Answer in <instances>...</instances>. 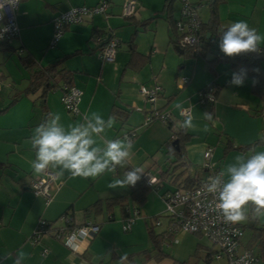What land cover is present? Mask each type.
<instances>
[{
  "label": "crops",
  "instance_id": "1",
  "mask_svg": "<svg viewBox=\"0 0 264 264\" xmlns=\"http://www.w3.org/2000/svg\"><path fill=\"white\" fill-rule=\"evenodd\" d=\"M99 1L20 0L14 10L18 33L0 43V258L8 254L15 256L23 249L26 253L23 264H121V257L125 258L123 264H224V256L214 258V246L202 235L178 232L167 236V219L161 216V194L203 178L207 171L201 163L207 148H211V159L220 172L234 163L237 156L264 151V142L250 145L264 137V87L257 95L250 91L249 78L243 79L242 86L229 84L230 70L226 63H218L212 72L205 59L197 66L198 60L192 57L178 58L176 36L165 8L170 0H136L130 17L121 15L123 0H107V17L95 14L70 24L54 45L49 44L53 31L51 20L56 14ZM189 1L197 7L202 22L208 20L213 7L220 28L226 29L243 20L264 36V0ZM179 7V0L171 1L169 13L174 20ZM105 34L119 39L112 61L100 57V43L105 40L102 39ZM259 48L264 50V42ZM211 55L208 53L206 59ZM22 57L30 58L37 68L53 64L55 70L68 72L70 85L81 91L76 115L69 114L60 100L65 79L54 76L56 87L44 90L39 85L28 89L30 73ZM260 67L264 71V60L260 61ZM183 76L187 81L180 83ZM154 82L161 90L151 104L138 89ZM212 82L217 85V93L210 111L207 104L198 101V92ZM177 104L181 108L190 107L189 116L193 118L191 129L183 127L189 136L182 144L183 164L179 166L167 146L172 134L188 117L179 115ZM135 107L143 110L137 111ZM153 107L170 111V122L153 120L144 125L145 114ZM114 109L125 111V123L112 113ZM205 112L212 114L211 120L205 118ZM50 113L61 115L60 123L66 131L69 125L83 123L85 115L97 113L105 121L114 117L113 127L96 137L101 148L106 146L104 140L124 139L122 134L135 128L131 160L124 168L117 166L115 172H105L95 179L70 178L67 171L58 176L59 169L50 167L48 170L56 174V179L50 188V201L45 203L42 196L34 195L29 188V180L41 175L31 167L35 159L31 137L34 128L46 122ZM246 145L250 146L238 148ZM174 148L178 150V145ZM132 167H142L158 180L141 205L130 200L131 186L108 187L113 179L122 178ZM227 179L225 174L223 180ZM115 197L122 198L121 205H109L108 200ZM253 207L249 205L245 209L249 215L247 221L236 223L243 230L239 248L251 247L264 259L252 237L253 227H264V218L252 219ZM135 208L138 215L130 229L123 231V220ZM62 214L70 218L72 225L94 222L99 224V230L88 241H81L75 251L50 233L37 243L30 242L29 236L40 219L60 225ZM150 229L163 234L160 250L150 238ZM43 248L47 249L44 255ZM0 264H12V261L0 259Z\"/></svg>",
  "mask_w": 264,
  "mask_h": 264
},
{
  "label": "built area",
  "instance_id": "2",
  "mask_svg": "<svg viewBox=\"0 0 264 264\" xmlns=\"http://www.w3.org/2000/svg\"><path fill=\"white\" fill-rule=\"evenodd\" d=\"M20 1V0H19ZM3 2V0H0ZM179 14L174 20V31L176 44L180 48L190 47L199 39V28L201 19L197 7L189 0H179ZM19 3V2H18ZM18 3L14 6L5 4L3 9H0V38L1 42H7L14 38L18 33V27L14 18V10ZM136 0H123L121 4V15L125 17L132 16L136 7ZM109 2L100 0L94 5L73 6L56 14L52 20V35L49 40L50 45H54L60 38L66 26L82 22L86 18H90L95 14L107 17ZM100 40V37L96 38ZM119 46V39L109 34L100 49V57L104 61H112L115 57L116 50ZM2 73L0 71V86ZM187 81L186 77H180L179 82ZM161 86L154 82L152 85H140L139 93L143 99L153 104L156 100ZM214 86L207 84L203 90L198 92L200 96L199 102H214L213 95ZM81 91L73 86L64 84L62 86V94L60 97L61 103L65 110L76 115L78 110V101ZM137 111H142L141 107H135ZM264 114V110H262ZM179 115L182 117L190 115V107H183L179 110ZM172 114L170 111H163L156 107L151 108L145 114L144 123L148 124L153 120H159L162 123H167L171 120ZM135 135L133 130L125 132L122 137L132 139ZM172 137V136H171ZM201 166L207 171V174L200 182L191 188L177 187L173 190L165 191L161 194L163 202L162 217L167 219V230L173 233L187 232L204 236L215 251L214 258L224 256V264H264V259H260L251 247L239 248L240 238L243 235V230L236 223H225L222 215L214 211L216 198L207 193L204 185L213 177L220 173L216 168L215 162L211 159V148H207L203 153V161ZM142 177L148 184L157 182V178L149 172L142 174ZM56 179V174L53 171L47 170L40 176L29 180V188L34 195L42 196L45 203L50 201V188L53 186ZM151 181V183H150ZM138 209L135 208L122 223V230L130 229L136 216ZM62 224L55 225L44 219H40L30 234V242L37 243L42 236L52 234L55 238L62 242L72 251L78 250L81 241H88L99 230V224L94 222H86L79 225L70 224V218L66 215L59 217ZM155 224H159V217L156 216ZM71 241V243H69ZM47 252L46 248L42 249V254Z\"/></svg>",
  "mask_w": 264,
  "mask_h": 264
},
{
  "label": "clouds",
  "instance_id": "3",
  "mask_svg": "<svg viewBox=\"0 0 264 264\" xmlns=\"http://www.w3.org/2000/svg\"><path fill=\"white\" fill-rule=\"evenodd\" d=\"M18 2L19 0H3L0 2V9H3L5 4L14 6ZM261 42H264V36L241 20L222 31L218 46L225 56L233 57L258 53ZM253 71L259 73L258 68ZM244 72L245 70L241 69L239 74L233 73L229 84L242 86ZM256 82L254 79L253 83ZM176 107L181 108V105L177 104ZM204 116L207 120L212 119L209 112H205ZM192 120L191 116L186 117L181 126L191 129ZM60 121L59 113H50L46 122L33 130L31 146L35 150V159L31 162V167L36 174L45 173L51 167L59 169L58 176H63L67 171L70 178L95 179L105 172H115L117 166L124 168L131 160L133 144L127 137L104 140L106 146L103 148L97 145L96 137L105 133L106 128L113 127L114 117H109L105 121L97 113H92L90 117L85 115L83 123L69 125L67 131ZM207 130L205 127V131ZM144 173L142 167H132L123 173L122 178L113 179L108 187L111 189L134 187ZM225 174L228 176L226 181L223 180ZM204 188L216 198L213 210L222 215L225 223L247 221L249 215L245 209L249 205L254 206L252 219L264 218V151H253L249 156H237L234 163L210 177ZM25 258L26 253L21 249L15 256L8 254L0 259L11 260L12 264H23ZM124 259L121 257V264Z\"/></svg>",
  "mask_w": 264,
  "mask_h": 264
},
{
  "label": "trees",
  "instance_id": "4",
  "mask_svg": "<svg viewBox=\"0 0 264 264\" xmlns=\"http://www.w3.org/2000/svg\"><path fill=\"white\" fill-rule=\"evenodd\" d=\"M171 1L172 0L168 1V3H166L165 8H166L167 19L169 21L171 30L175 34L174 19L171 18V15L169 13V11H170L169 6H170ZM212 5H214V3L211 2L210 6L212 7ZM223 30H226V29L220 28L219 23H218V19H217V15H216V11L212 7L208 20L205 22L201 21L200 28H199V39H198V41L190 47L182 48V50H183L182 54H184L188 57H194L196 55H200L201 57H203V59H205L207 68L209 70H211L212 72L215 71V66L218 63H226L228 65V69L230 70V75L228 78L229 81L232 80V78H233L232 74L233 73L239 74L241 72V69H244L245 72L243 75V79L249 78L250 79V91L254 94L259 95L262 87H264V71H262V69L260 67V61L264 60V50L259 48L258 53H247V54H241V55H237V56H233V57H227L220 51L219 46H218ZM207 32L209 33L208 37H206ZM105 37H106V34H105V36H103L102 39H105ZM174 43H176V39H174ZM208 53H211L212 55H211V57L206 59V55ZM22 63L24 64L25 68L28 69V71L30 73V87L28 88L29 90H30V88H33V87L35 88L39 85L43 86L44 90H46L48 87H50V88L56 87L57 86V79L55 80L54 76L58 77V79H60V78L65 79L64 83L70 85V82H69L68 76H67L68 72L65 71L64 69L55 70V65H53V64L47 68H37L35 62L32 61L30 58H27V57H22ZM255 68L259 69V73H256L253 71V69H255ZM254 79L257 81L255 84L253 83ZM50 80H51V82H49ZM210 84H212L214 86L213 95L216 96L217 85L214 82H212ZM205 86H207V85H205ZM205 86L202 87L200 90H203L205 88ZM199 98H200V96H199ZM201 104H207L210 108V111H211V106L213 105V102L210 101V102H204ZM112 113L114 115H117L118 117L122 118L121 121L123 123H125V120H126L125 111L122 112V110L120 111V110L114 109V110H112ZM169 122H167L165 124H168ZM131 130H133L135 132V135H136L135 128H130L127 131H131ZM134 136H133V138H134ZM188 136H189V133H187L185 131V129L181 125H179L177 131L172 134V139L167 142L168 151L175 155V157H176L175 162L178 161L177 166L183 164V161H181V159H182L181 149H182V144L187 140ZM174 140H176V143L173 144ZM262 142H264V137H261V138L255 140L250 145L252 146L253 144L262 143ZM175 145H178V150H175V148H174ZM250 145H246V146L238 147V148L244 149V148L249 147ZM201 179H196L193 182H186L181 187L182 188L194 187L195 185H197L200 182ZM155 183H157V182H155ZM152 185L153 184H148L145 181V179L141 176V180L138 181L134 187L131 186L130 196H129L130 200L134 204L141 205L146 200V197H147L148 193L150 192ZM178 187H180V186H178ZM108 201L110 203L109 205H113L115 203L120 204V205L122 204L121 203L122 202L121 197H115V198H112ZM62 215H65V214H62ZM172 233H173L172 231H167L166 234H167V236H169V235L171 236ZM149 235H150L152 242L154 243V246L157 247L158 250H160V244H161V240L163 238V234H156V233H154V231H152L150 229ZM252 237L254 238L256 246L260 250L261 256L264 257V227H260V226L259 227L258 226L253 227V236Z\"/></svg>",
  "mask_w": 264,
  "mask_h": 264
},
{
  "label": "rangeland",
  "instance_id": "5",
  "mask_svg": "<svg viewBox=\"0 0 264 264\" xmlns=\"http://www.w3.org/2000/svg\"><path fill=\"white\" fill-rule=\"evenodd\" d=\"M176 54V56L178 57V58H180L181 60H185V59H188L189 57L188 56H186V55H184V54H178V53H175ZM193 59H196V60H198V64H197V66H199L200 65V62L201 63H203V57H201L200 55H196V56H194V57H192V60ZM221 65V64H220ZM148 103V102H147ZM156 121H159V120H156ZM143 124L145 125V123H144V119H143ZM164 218V217H163Z\"/></svg>",
  "mask_w": 264,
  "mask_h": 264
},
{
  "label": "water",
  "instance_id": "6",
  "mask_svg": "<svg viewBox=\"0 0 264 264\" xmlns=\"http://www.w3.org/2000/svg\"><path fill=\"white\" fill-rule=\"evenodd\" d=\"M104 43V40L100 43V45H103ZM175 50L178 52V53H183V50L182 48H180L178 45H175ZM176 143V140L173 141V144Z\"/></svg>",
  "mask_w": 264,
  "mask_h": 264
}]
</instances>
